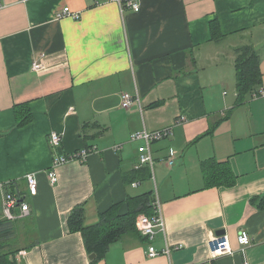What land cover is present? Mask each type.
I'll return each instance as SVG.
<instances>
[{
	"label": "crops",
	"instance_id": "crops-1",
	"mask_svg": "<svg viewBox=\"0 0 264 264\" xmlns=\"http://www.w3.org/2000/svg\"><path fill=\"white\" fill-rule=\"evenodd\" d=\"M139 1L136 13L107 0H0V185L26 195L25 176L37 181V195L26 196L31 215L13 222L31 239L15 262L92 264L68 229L71 211L83 206L85 224H95L155 186L164 232L151 242L126 234L93 264H264V97H254L264 89V0ZM65 7L79 19H54ZM244 46L259 56L261 84L238 102L234 51ZM63 53L67 66L32 70L40 54ZM123 93L138 102L123 109ZM16 105L31 113L25 126ZM170 126L150 146L152 168L139 169L146 179L131 184L143 142L129 137ZM53 132L59 154L95 148L85 163L59 166L55 185ZM211 160L226 162L234 186H206L202 164ZM241 229L251 239L242 252ZM220 231L234 254L212 259L208 242ZM167 245L169 256L148 257L149 246Z\"/></svg>",
	"mask_w": 264,
	"mask_h": 264
},
{
	"label": "trees",
	"instance_id": "trees-1",
	"mask_svg": "<svg viewBox=\"0 0 264 264\" xmlns=\"http://www.w3.org/2000/svg\"><path fill=\"white\" fill-rule=\"evenodd\" d=\"M218 31V25L216 21H213L211 23L213 39L218 37ZM234 53L236 56L234 71L237 101L242 102L252 96L261 84L259 56L251 46L237 48ZM14 113L18 127L25 126L31 120V113L26 105H16ZM87 127L89 126H83V129L86 130ZM138 170L134 171L131 184L137 179H146L143 170ZM202 170L207 187L230 188L236 183V176L226 162L207 161L202 164ZM9 190L12 193H18L12 186ZM154 201L153 191L134 197L126 196L122 203L114 204L108 210L100 213L98 221L91 225L85 224L84 208L78 206L71 211L68 217V229L71 233L81 234L88 255H96L95 259L91 261L93 264L103 259L109 247L124 235L139 234L135 227L136 219L140 214L149 217L154 215ZM121 205L127 207L126 212H120ZM15 236V224L0 219V264H17L15 257L21 252V248L13 249Z\"/></svg>",
	"mask_w": 264,
	"mask_h": 264
},
{
	"label": "built area",
	"instance_id": "built-area-1",
	"mask_svg": "<svg viewBox=\"0 0 264 264\" xmlns=\"http://www.w3.org/2000/svg\"><path fill=\"white\" fill-rule=\"evenodd\" d=\"M109 2L115 3L123 12L125 9L131 10L133 12H139L140 1L139 0H107ZM72 18L79 19V14L72 12L69 8H63L61 11L56 12L54 19L61 18ZM68 65V59L65 53L58 58H50L46 54H40L38 60L32 63V70L35 72H43L56 68H62ZM254 97H264V89L260 90L254 95ZM135 100L129 93H123L121 95V107L123 109L129 108ZM185 120L184 118H179L175 121L173 126L180 125ZM163 128L156 131H148L143 129L142 131L135 132L129 137L130 142H143L138 148L137 163L134 166L136 170L141 167L147 166L152 168L153 157L150 150V146L153 142L160 141L167 138L172 130V127ZM49 148L52 151V164L47 172V178L51 185L57 183V173L56 169L64 164L70 162L85 163L89 154L95 151V148L83 149L81 151L73 152L70 154H59L58 150L61 146V135L58 133H51L48 137ZM26 183V195L23 192L12 193L9 190L11 184L0 185V219L14 222L18 219H25L31 215V209L29 204L26 202V196L35 197L37 195V181L33 174H28L25 176ZM135 186V185H134ZM153 213L151 217L144 214H140L135 222V227L137 232L145 237L150 242L154 239L157 232H164V225L160 213L159 202L155 199L153 202ZM237 243L240 247V251H244L251 243V239L246 230L241 229L237 236ZM209 254L212 259L221 256H232L234 251L232 250L229 240L226 235L213 236L209 242ZM177 249V246L173 248ZM172 251L168 245L162 251H157L154 247L149 246L147 250V255L149 258H155L160 255L169 256ZM22 255V252L18 253Z\"/></svg>",
	"mask_w": 264,
	"mask_h": 264
},
{
	"label": "rangeland",
	"instance_id": "rangeland-1",
	"mask_svg": "<svg viewBox=\"0 0 264 264\" xmlns=\"http://www.w3.org/2000/svg\"><path fill=\"white\" fill-rule=\"evenodd\" d=\"M225 91H228V89L227 88H225ZM144 186H146V184L144 185ZM155 186H153V196H154V198L156 199V194H155ZM140 192H141V190H140ZM98 221V220H97ZM96 221V222H97ZM22 223H24V221H18L17 222V225H20V224H22ZM31 239H29V238H27V237H25L24 236V234L23 233H21V232H16V236H15V242H14V244H13V249H16V248H22L21 246L22 245H26V244H28V242L30 241ZM20 253V252H19Z\"/></svg>",
	"mask_w": 264,
	"mask_h": 264
},
{
	"label": "water",
	"instance_id": "water-1",
	"mask_svg": "<svg viewBox=\"0 0 264 264\" xmlns=\"http://www.w3.org/2000/svg\"><path fill=\"white\" fill-rule=\"evenodd\" d=\"M223 233H224V231H220V232H217V235H222ZM95 257H96L95 254H90V255L88 256V258H89L90 261L94 260Z\"/></svg>",
	"mask_w": 264,
	"mask_h": 264
}]
</instances>
